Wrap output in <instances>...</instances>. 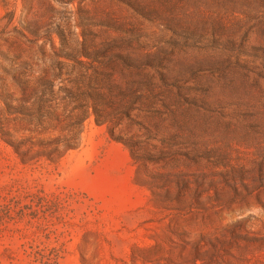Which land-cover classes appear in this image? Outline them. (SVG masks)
<instances>
[{
	"label": "rangeland",
	"instance_id": "obj_1",
	"mask_svg": "<svg viewBox=\"0 0 264 264\" xmlns=\"http://www.w3.org/2000/svg\"><path fill=\"white\" fill-rule=\"evenodd\" d=\"M0 122V264H264V0H0Z\"/></svg>",
	"mask_w": 264,
	"mask_h": 264
},
{
	"label": "trees",
	"instance_id": "obj_2",
	"mask_svg": "<svg viewBox=\"0 0 264 264\" xmlns=\"http://www.w3.org/2000/svg\"><path fill=\"white\" fill-rule=\"evenodd\" d=\"M3 124L0 122V133H1V136H2V139L6 142V143H8L9 145H11L14 149H17L18 147H17V144H15V143H13V142H10L9 140H7L5 137L7 136V134H4L2 131L3 130H1L2 128H3V126H2ZM5 131V130H4ZM6 133V132H5ZM8 133V132H7ZM25 163V162H24Z\"/></svg>",
	"mask_w": 264,
	"mask_h": 264
}]
</instances>
